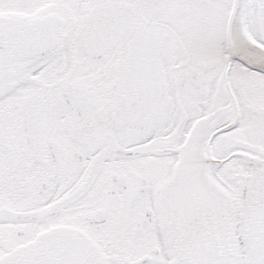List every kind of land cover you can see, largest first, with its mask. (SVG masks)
I'll use <instances>...</instances> for the list:
<instances>
[{"label": "snow or ice", "instance_id": "obj_1", "mask_svg": "<svg viewBox=\"0 0 264 264\" xmlns=\"http://www.w3.org/2000/svg\"><path fill=\"white\" fill-rule=\"evenodd\" d=\"M0 264H264V0H0Z\"/></svg>", "mask_w": 264, "mask_h": 264}]
</instances>
